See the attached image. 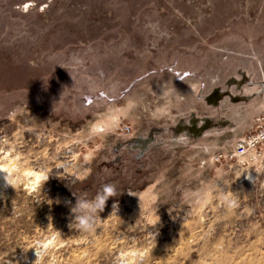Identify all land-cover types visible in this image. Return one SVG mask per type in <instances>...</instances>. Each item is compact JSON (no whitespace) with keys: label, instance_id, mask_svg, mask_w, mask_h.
<instances>
[{"label":"rangeland","instance_id":"374dc122","mask_svg":"<svg viewBox=\"0 0 264 264\" xmlns=\"http://www.w3.org/2000/svg\"><path fill=\"white\" fill-rule=\"evenodd\" d=\"M140 1L87 0L94 9L81 22L103 30L124 12L131 18ZM183 1L210 32L236 12L264 22V0ZM44 20L49 31L37 39L0 37V91L29 85L48 34L69 31L67 21ZM235 47L211 51L208 89L223 78V51ZM239 49V64L264 79V50ZM197 93L194 81L152 78L80 123L38 99L12 106L0 118V166L8 169L0 168V264H264V134L236 149L239 137L264 131V87L249 101L218 105ZM34 173L48 177L36 190ZM104 184L117 194L95 230L69 227L76 198L91 200Z\"/></svg>","mask_w":264,"mask_h":264},{"label":"flooded vegetation","instance_id":"af4514ba","mask_svg":"<svg viewBox=\"0 0 264 264\" xmlns=\"http://www.w3.org/2000/svg\"><path fill=\"white\" fill-rule=\"evenodd\" d=\"M140 2L131 18L124 12L118 23L99 30L96 21L81 22L87 9H94L87 0H0L2 39H37L47 34L49 30H41V17L43 24H70L69 31L48 34V46L34 63L39 73L29 85L15 88L32 90L21 102L38 99L60 119L80 123L124 100L152 78L175 84L194 81L198 98L207 103L249 101L258 96L264 87L259 69L240 65L236 56L239 48L264 50V22L236 12L227 25L210 32L209 22L194 18L195 10L187 1ZM231 42L236 47L223 51L228 52L223 78L208 89L211 51ZM139 77L143 80L132 88ZM21 102L7 106L6 99L0 100V115Z\"/></svg>","mask_w":264,"mask_h":264},{"label":"clouds","instance_id":"9594fccd","mask_svg":"<svg viewBox=\"0 0 264 264\" xmlns=\"http://www.w3.org/2000/svg\"><path fill=\"white\" fill-rule=\"evenodd\" d=\"M7 172L8 169H2ZM11 175V173H9ZM48 179L45 173H34L33 181L29 182V186H32V190H36L39 184ZM6 184L11 187H16L17 182L14 179H7ZM117 190L114 184L102 185L101 191L96 196L89 200L86 198H76L75 204L70 208L72 219L69 222V227L75 223L76 228L85 233H90L95 230L96 220L99 213L105 210L107 201L116 196ZM116 203H114V206ZM230 207H235L236 202L230 201Z\"/></svg>","mask_w":264,"mask_h":264},{"label":"water","instance_id":"95a60500","mask_svg":"<svg viewBox=\"0 0 264 264\" xmlns=\"http://www.w3.org/2000/svg\"><path fill=\"white\" fill-rule=\"evenodd\" d=\"M143 80L142 77H139L137 79V81H135L132 85V88L134 86H137L141 81ZM131 88V89H132ZM32 90L30 89H15V90H11V91H0V100H7V106H10L14 103H18L21 102L22 100H24L27 96H31ZM236 101H239L236 100ZM210 104H214V105H218L220 104L219 101L214 102V103H210ZM4 115H0V118H2Z\"/></svg>","mask_w":264,"mask_h":264},{"label":"built area","instance_id":"2783aa9c","mask_svg":"<svg viewBox=\"0 0 264 264\" xmlns=\"http://www.w3.org/2000/svg\"><path fill=\"white\" fill-rule=\"evenodd\" d=\"M263 134L264 131L260 130V132L245 134L239 137L236 141V149L244 152L247 146L256 145L260 141Z\"/></svg>","mask_w":264,"mask_h":264},{"label":"bare ground","instance_id":"6f19581e","mask_svg":"<svg viewBox=\"0 0 264 264\" xmlns=\"http://www.w3.org/2000/svg\"><path fill=\"white\" fill-rule=\"evenodd\" d=\"M93 127H94V128H101V125L96 124V125H94ZM0 168H1V169H4V168H5V165H1Z\"/></svg>","mask_w":264,"mask_h":264}]
</instances>
